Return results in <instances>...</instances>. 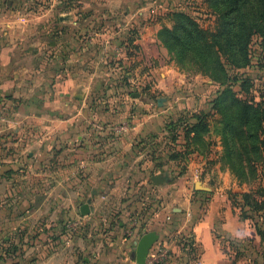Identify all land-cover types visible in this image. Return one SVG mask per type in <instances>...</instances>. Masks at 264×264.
Listing matches in <instances>:
<instances>
[{
	"label": "crops",
	"instance_id": "0c3cea01",
	"mask_svg": "<svg viewBox=\"0 0 264 264\" xmlns=\"http://www.w3.org/2000/svg\"><path fill=\"white\" fill-rule=\"evenodd\" d=\"M4 7L0 3V233L21 223L26 224L25 230L37 234L36 239H46L52 232L61 244L58 248L50 245V253L38 255L34 264H75L76 253L62 246L69 237L63 236L68 232L59 228V220L69 222L78 214L88 219L96 214L104 220L119 217L118 224L123 226L126 217L129 235L118 236L133 250L134 241L143 232L158 234L157 245L148 249L144 264H150L159 247L166 253L157 264H228L211 233L220 207L224 226L231 218L225 197L212 194L197 204L199 217L189 225L192 201L187 186L194 187L196 180L189 166L174 178L163 171L168 165L158 140L165 133L163 112L152 108L147 99L126 98L139 95L131 91L130 83L103 84L96 79H104L110 70L105 58L117 56L116 45L102 38L97 45L101 48H93L98 61L89 68L84 64L86 55L82 56L84 46L71 52L80 41L74 33L61 40L51 56L35 52L38 45L57 41L48 35L49 21L35 19L24 24L17 13L8 14ZM28 26L32 34L22 40ZM27 42L32 48L30 60ZM104 46L103 54L99 50ZM118 57L123 61L128 58ZM56 70H62L61 77ZM105 90H113L107 99L95 98ZM43 105L48 113L44 116L40 113ZM120 123H125L126 129L113 130ZM42 169V173L48 172L45 178L39 176ZM153 174L164 179L154 183L150 179ZM83 202L88 203L86 214L79 212ZM38 219L44 220L43 228L33 225ZM184 233L193 241L192 252L176 243ZM40 246L36 248L43 251ZM133 262L138 264L134 256ZM85 264L90 262L85 260Z\"/></svg>",
	"mask_w": 264,
	"mask_h": 264
},
{
	"label": "rangeland",
	"instance_id": "374dc122",
	"mask_svg": "<svg viewBox=\"0 0 264 264\" xmlns=\"http://www.w3.org/2000/svg\"><path fill=\"white\" fill-rule=\"evenodd\" d=\"M0 3L5 6L6 13H17L24 24H30L35 19L49 21L48 35L57 41L47 46L38 45L35 52H42L44 55L49 53L51 56L58 48L59 42L66 41L67 37L74 33L79 35L80 41L79 45H75V50L73 49L71 52L78 51V46H84V50H81L85 51L82 56L86 55L87 59L84 60V64L89 68L90 65H95L98 61L93 54V48H101V46H97L101 45V39L113 42L116 45L114 52L117 56L105 58V65L109 66L110 70L106 73L107 75L103 76L104 79L98 76L96 79L98 78L103 84L130 83L128 86L131 87V91L139 92V95L129 97L126 94V98L137 100V102L147 99L152 108L160 109L163 112L161 114L165 116L163 120L165 133L158 140L160 148L166 152V155L172 150L182 148L181 124L190 122L193 118L191 114L195 112L201 110L207 112V131L202 136L204 144L198 145L197 150L182 159L168 158L166 160L168 165L163 171L174 178L173 172L182 167H184V171L189 166L195 180L207 188V191H201L195 189L190 183L187 186L190 201H192L189 225L199 217V211L195 210L197 204H203V200L206 198L208 200L212 194L225 197V202L232 211L231 218L226 221L224 226L223 207H220V212L216 214L212 222L211 233L219 249L223 251L228 264H231L234 255L230 237L240 239L244 247L243 253L237 257L235 264H254L251 261L254 256H257L255 264H264V239L260 240V236L254 229L255 219L264 229V219L256 215L260 211L255 212L251 219L240 217L238 208H231L229 198V192L256 190L264 187V153L260 159L254 161L253 175L249 176V174L247 179L240 180L225 160L221 117L211 108L210 104L212 96L218 89V81L200 73L190 58L186 59L183 64H178L174 55L159 41L156 34L161 25L171 24L167 13L174 9L191 15L204 28H214L217 10L210 0H0ZM28 28L29 26L24 27L22 40L28 39L32 34ZM58 30L61 32L59 33ZM30 46V43L26 46L27 57L31 53ZM104 49H106L105 46L99 51L104 54ZM121 54L128 58L123 61L122 57H118ZM236 70L242 76H248L250 79L249 91L246 96L264 106V30L252 34L249 41L248 63ZM59 71L56 70L55 73L61 77L62 70ZM233 88L238 90L239 86L235 84ZM58 92L61 93V91ZM112 92L113 90H105L101 96L96 94L95 98L107 99ZM244 93L240 91L238 95L242 96ZM23 97L27 98L26 95ZM45 108L44 105L40 108L43 110L40 112L43 116L48 114L44 110ZM176 120L183 122L177 126L175 131L179 132L178 137L171 140L170 132L172 131L167 129L166 124ZM43 170L38 173L40 177L45 178V174L48 172L46 171L44 174ZM27 174L29 175L30 172L28 171ZM257 197L264 199V193ZM84 218L81 219L79 214L70 217L69 222H72L74 227L67 228L66 225L69 235L63 234V236L69 237V242L62 246L65 250L76 253L75 264H85V260L90 264H135L131 254L133 247L127 240L124 243V240L118 236V234L123 237L129 235V220L126 217L123 226L118 224L121 220L119 217L104 220L94 214L88 219ZM43 221L38 219L33 221V225L36 224L43 228ZM59 221V228L62 229L61 226L67 222H64L63 219ZM27 223L32 224L30 221ZM25 226L26 224L23 223L14 224L8 227L4 233H0V264H9L10 262V264H34V259L38 255L50 253V245L58 248L59 243L61 244L58 237H55L52 232L48 233L46 239H36L37 234L34 231L25 230ZM82 235L87 240H81ZM64 239L67 238L62 237V241H66ZM80 240L83 245L79 247ZM157 240L152 245H155ZM189 240H192L190 235L184 233L177 237L176 243L180 247ZM91 241L94 242V245L85 247ZM37 245L39 247L42 245L43 251L38 250ZM186 247L188 246L186 245ZM179 255L181 256L180 252L177 257ZM172 257L177 258L176 256ZM84 258L86 259L84 260ZM68 264H74V262Z\"/></svg>",
	"mask_w": 264,
	"mask_h": 264
},
{
	"label": "trees",
	"instance_id": "16d2710c",
	"mask_svg": "<svg viewBox=\"0 0 264 264\" xmlns=\"http://www.w3.org/2000/svg\"><path fill=\"white\" fill-rule=\"evenodd\" d=\"M210 2L217 10L214 28H204L191 15L174 9L167 13L171 24L161 25L156 34L178 64L190 58L200 73L218 81V89L210 100L211 108L221 117L225 160L240 180H244L253 175L254 161L264 153V106L246 96L250 79L236 69L248 63L252 34L264 30V0ZM235 84L239 86L238 90L233 88ZM240 91L245 92L244 95H238ZM206 115L207 112L201 110L191 114L193 118L190 122L181 124L182 120H176L166 124L167 129L172 131L171 140L178 137L179 132L175 131L181 124L183 138L182 148L172 150L167 154L168 158L182 159L197 150L198 145L204 144L202 136L207 131ZM183 168L174 175L183 172ZM263 193L264 187L229 192L231 208H238L240 217L250 219L260 211L256 215L264 219V199L257 197ZM61 227L65 230L66 224ZM254 229L263 240L264 229L256 219ZM229 239L234 250L231 264H235L244 247L240 239ZM182 247L186 252H192V240ZM256 257L251 258L254 264Z\"/></svg>",
	"mask_w": 264,
	"mask_h": 264
},
{
	"label": "water",
	"instance_id": "95a60500",
	"mask_svg": "<svg viewBox=\"0 0 264 264\" xmlns=\"http://www.w3.org/2000/svg\"><path fill=\"white\" fill-rule=\"evenodd\" d=\"M159 101V99L157 98ZM150 179L154 183L161 182L164 177L160 176L159 174H153L150 176ZM195 189H206L204 186H202L198 181H195L194 184ZM79 212L81 214L88 213V203L83 202L79 205ZM158 234L154 230H147L143 232L135 241H134V250H133V256L134 260L138 264H143L146 254L148 252V249L152 245V243L157 239Z\"/></svg>",
	"mask_w": 264,
	"mask_h": 264
},
{
	"label": "built area",
	"instance_id": "2783aa9c",
	"mask_svg": "<svg viewBox=\"0 0 264 264\" xmlns=\"http://www.w3.org/2000/svg\"><path fill=\"white\" fill-rule=\"evenodd\" d=\"M126 129V124L125 123H120L117 124L116 126H114L113 130L115 131H124ZM67 228H73L74 225L72 222H67ZM166 253L165 248L159 247L154 256L149 260L150 264H157V262L164 256V254ZM147 255V254H146ZM146 258V257H145ZM144 263H146V261L144 260ZM143 263V264H144Z\"/></svg>",
	"mask_w": 264,
	"mask_h": 264
}]
</instances>
